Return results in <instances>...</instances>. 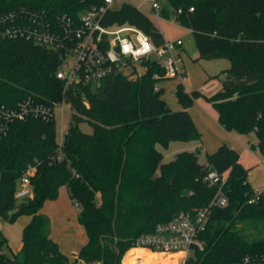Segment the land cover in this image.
Here are the masks:
<instances>
[{
	"label": "trees",
	"instance_id": "1",
	"mask_svg": "<svg viewBox=\"0 0 264 264\" xmlns=\"http://www.w3.org/2000/svg\"><path fill=\"white\" fill-rule=\"evenodd\" d=\"M95 3L0 0V17L35 10L57 23L58 15L78 18ZM162 10L164 17H174L192 30L198 59L230 61L223 70L222 87L207 99L226 130L256 134L258 145L252 146L264 157V0H167ZM102 21L105 25L129 23L156 44L165 42L152 20L130 2L107 10ZM63 55L62 50L35 44L26 36L0 38V108H16L29 98L52 107L66 101L75 122L64 131L61 148L54 116L7 122L0 138V215L10 222L21 214L30 220L23 229L22 247L13 257L2 251L7 238L1 236L0 264H78L79 260L122 264L123 255L135 247L140 235L154 231L158 223L180 211L210 204L218 186L203 180L209 168L228 172L223 187L228 204L211 206L206 230L200 235L206 244L186 264H237L246 254L264 251V189L255 202H248L254 189L236 149L222 144L201 163L198 152L188 150L164 162L157 147L201 138L188 111L200 92L188 93L178 83L175 93L183 108L172 109L159 85L170 78L154 61L136 78L118 72L108 75L99 87L66 85L57 77ZM81 121L90 122L93 132L82 131ZM5 122L0 112V125ZM60 153L64 157L57 161ZM29 166L35 167L33 196L17 201L18 180ZM62 186L79 204L77 218L87 233L75 259L51 237L50 218L41 212L46 200L58 197ZM185 190L190 192L187 196ZM247 224L259 229L258 236L244 232ZM137 258H142L140 264H177L167 253L145 249L129 250L125 264H139Z\"/></svg>",
	"mask_w": 264,
	"mask_h": 264
},
{
	"label": "built area",
	"instance_id": "2",
	"mask_svg": "<svg viewBox=\"0 0 264 264\" xmlns=\"http://www.w3.org/2000/svg\"><path fill=\"white\" fill-rule=\"evenodd\" d=\"M95 1L96 3L83 11L78 18L58 15L57 23L46 19L35 10H18L1 15L0 38L26 36L35 44L62 50L64 55L57 77L64 80L66 85L93 83L99 87L110 74L119 72L129 76L130 71L138 72L140 67H143V74L148 62L152 61L164 69L165 76L185 80V68L176 50V46L183 43L181 39L165 40L163 44H156L150 35L129 23L105 25L102 21L104 14L112 8L111 4L115 0ZM145 1L149 2L154 10L161 8L160 0ZM192 9L193 7L190 8ZM69 55L75 56V63L70 69H64L62 64ZM54 107L35 102L31 98L21 102L16 108L5 109L2 106L0 112L6 122L0 125V138L9 120L26 119L29 116H43L49 119L55 117ZM62 145L63 141L59 143L60 148ZM63 157L62 153L58 154L57 161ZM34 172L35 167L29 166L19 178L15 192L17 201L33 196L31 176ZM227 178L228 172L220 173L209 168L203 180L218 186L210 204L193 211H180L171 220L158 223L154 231L140 235L133 248L167 254L181 253L178 263L181 260L182 264H186V260L194 251L203 249L206 244L200 235L206 230L211 206L224 207L228 204V198L223 191ZM263 189L254 190L248 202H255ZM75 205L79 210V204ZM137 263L140 264L141 261ZM89 264L102 263L97 260ZM237 264H264V251L246 254Z\"/></svg>",
	"mask_w": 264,
	"mask_h": 264
},
{
	"label": "rangeland",
	"instance_id": "3",
	"mask_svg": "<svg viewBox=\"0 0 264 264\" xmlns=\"http://www.w3.org/2000/svg\"><path fill=\"white\" fill-rule=\"evenodd\" d=\"M124 1L130 2L145 11H147L150 7V3L145 0H115L111 4V7L118 8ZM160 3L165 6L167 4V0H160ZM160 25L166 36L172 39L177 37L183 38L184 49L186 53L184 54V58L185 60H188L192 63V65L187 67L188 73L190 74V76L192 74L195 84L205 83L206 85L205 91L202 88H193L189 80L182 81L178 78H175L178 79V83H182L184 88H187L189 90L188 93H191L192 91H198L201 93V95L194 98L191 106H193L194 103L198 104L195 101L196 99H200L207 105L209 104L208 106L212 107L216 111L212 103L208 101L207 97L218 91V88H215V83L218 80L220 81L224 79L223 70L225 66H222L221 62H229L230 66V61L228 59L221 58L198 59L199 51L192 30L187 26L182 25L176 20V18H166L160 22ZM159 27L160 26L158 25V28ZM75 60L76 58L74 55H69L66 62L62 64V67L64 69H70L71 67H73ZM205 70L210 72L212 76L209 80H207L208 77L202 79V73ZM142 71L143 67H140L138 72H135L136 74L133 73V71H130L129 76L130 78H136L138 74L142 73ZM175 79H170L167 81V83H165L167 89L165 91L164 98L168 101L170 107L171 104H174L175 100H179L175 93L176 88H173V85L176 83ZM54 114L57 122V141L58 143H60L64 140V131L68 130L71 125L75 123L73 117L74 111L68 102L63 101L54 107ZM78 125L79 128L86 133H92L94 130L93 125L88 121H81ZM202 125L207 126V131L204 133V135H202L201 133L200 139L171 141L169 144H158L157 147L164 154L163 161H170L174 158L175 153L188 150L198 152L200 161L206 163V149H209L208 139H211L212 136L214 137L215 129H212V127L209 128L206 123H202ZM236 134H238L239 138L241 139L242 145H246L248 148V151L244 152L242 156V161L249 171V183L254 190L262 189L264 188V161H261L262 154L260 153L259 149L252 146V144H254L255 146L258 145V138L254 132H251L249 134ZM64 188V186L60 188L59 195L56 199L46 200L42 211L46 213L49 216L50 221H52L53 235L55 239L60 243V248L66 254H68L71 259H75L77 256L76 254L78 253L82 245L87 241V233L85 231V228L78 221V208L76 207L75 203L70 200ZM29 220L30 217L25 214L18 215L12 222L5 220L4 217L0 215V238L1 236H5L7 238V242L4 244L2 249L6 256L13 257L20 251L22 247L23 229L29 222ZM244 224L241 225L244 226ZM258 230L259 229H257L256 226L247 224L244 232L250 237H256L258 236ZM131 249H138L140 251V249L142 250L143 248ZM128 251L122 257V264L126 263L125 259ZM141 260L142 258L136 259L137 262ZM78 264L86 263L83 260H79ZM179 264H182L181 260Z\"/></svg>",
	"mask_w": 264,
	"mask_h": 264
},
{
	"label": "crops",
	"instance_id": "4",
	"mask_svg": "<svg viewBox=\"0 0 264 264\" xmlns=\"http://www.w3.org/2000/svg\"><path fill=\"white\" fill-rule=\"evenodd\" d=\"M162 8H163V5L161 4V8L159 10H154V9L151 8V6L149 7V9L147 11L142 10V9L141 10L152 20V22L155 24V26L157 28H158V25L160 26L158 29H160V31L162 32L165 40H169V41H175L177 39H181L182 40L183 43L181 45H177L176 46V50H177L178 56L181 58L182 65L185 68V72H186L185 80H187V81L189 80L191 82V85L193 86V88H202L203 90H205V88H206L205 83L204 84L203 83L195 84L194 83V79L192 77V74L190 76V74L188 73L187 67L192 65V63L190 61H188V60H185V58H184V54H186V53H185V49H184V40H183V38L182 37H177V38H173L172 39V38H170V37L165 35V33H164V31H163V29H162V27L160 25V22L162 20L166 19V17H164L162 15V11H163ZM221 59H225V58H221ZM225 61H228V60H225ZM221 63H222V66H225L224 69L229 67V62H221ZM223 76H224V74H223ZM211 77L212 76H211L210 72H208L207 70H205L202 73V79L207 78V80H209ZM170 79H175V78H170ZM170 79L162 80L159 83L160 86L164 87V95L163 96H165V91L167 89L165 83H167V81L170 80ZM185 80H183V81H185ZM175 81H176V83L173 85V88H176V86L178 84V79H175ZM216 83H215V88H218V90H219L222 87L223 80H220V81L218 80ZM185 90L187 92L189 91L187 88ZM178 101L179 100H175L174 104L173 105L171 104V108L172 109L178 110V109L183 108L181 103L178 102ZM195 102L198 103V104L194 103L193 106L188 108V111L191 114V116H192L197 128L199 129V131H201L202 135H204V133L207 131V126L202 125V123H206L209 126V128L212 127V129H215L214 137L212 136L211 139L210 138L208 139L209 140V142H208L209 143V149H206V154L213 152V150L215 151L222 144H227V145L233 147L234 149H236L239 152L240 161L244 165V167L246 168V165L242 161V156H243L244 152L248 151V148H247L246 145H242L241 139L239 138L238 134H236L235 132L226 130L220 124L219 119H218V117H219L218 116V112L215 111L212 107L208 106L209 104L207 105L206 103L202 102V100H200V99H196ZM167 103H168V101H167ZM261 157H262L261 161H264L263 155H261ZM199 161H200V159H199ZM200 162L203 163L202 161H200ZM64 187H65L64 189L66 190L67 195L69 196L68 188L66 186H64ZM69 198H70V196H69ZM70 200H71V198H70ZM43 207H42V209H43ZM42 209H41V212L43 214H46V213H44L42 211ZM77 216H78V214H77ZM50 235L55 241H57L55 239L54 235H53L52 221H51V232H50ZM59 246H60V243H59Z\"/></svg>",
	"mask_w": 264,
	"mask_h": 264
},
{
	"label": "bare ground",
	"instance_id": "5",
	"mask_svg": "<svg viewBox=\"0 0 264 264\" xmlns=\"http://www.w3.org/2000/svg\"><path fill=\"white\" fill-rule=\"evenodd\" d=\"M145 250H148V249H145ZM149 251V250H148ZM152 252V251H150ZM139 254H136V256H138ZM168 255V258L171 262H174V263H178V258L181 256V253H173V254H167Z\"/></svg>",
	"mask_w": 264,
	"mask_h": 264
},
{
	"label": "water",
	"instance_id": "6",
	"mask_svg": "<svg viewBox=\"0 0 264 264\" xmlns=\"http://www.w3.org/2000/svg\"><path fill=\"white\" fill-rule=\"evenodd\" d=\"M189 193H190L189 190H185L183 192V195L187 196ZM16 211H17V209H14V210L10 211V214H14Z\"/></svg>",
	"mask_w": 264,
	"mask_h": 264
}]
</instances>
